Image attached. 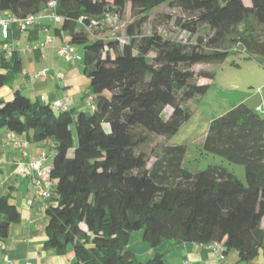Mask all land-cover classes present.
<instances>
[{"label": "trees", "instance_id": "trees-1", "mask_svg": "<svg viewBox=\"0 0 264 264\" xmlns=\"http://www.w3.org/2000/svg\"><path fill=\"white\" fill-rule=\"evenodd\" d=\"M52 1L61 20L54 34L81 55L91 106L74 116L20 91L0 98V129L53 144L44 247L64 251L69 264H135L128 244L139 232L151 249L165 241L219 244L224 256L235 251L247 263L261 252L264 262V119L258 112L237 105L210 122L202 143L204 154L242 165L245 183L223 166L189 172L185 146L163 144L149 168L147 156L136 153L148 135L173 136L190 117L186 105L207 93L215 73H195V65L222 64L238 52L264 61V0H0V17L41 15ZM163 6L169 12L162 18L188 39L141 34L149 14ZM127 13L133 19L127 41L99 36L107 15ZM17 47L9 57L0 52V89L21 72ZM19 219L10 196H0V242ZM139 264L165 262L155 253Z\"/></svg>", "mask_w": 264, "mask_h": 264}, {"label": "crops", "instance_id": "crops-1", "mask_svg": "<svg viewBox=\"0 0 264 264\" xmlns=\"http://www.w3.org/2000/svg\"><path fill=\"white\" fill-rule=\"evenodd\" d=\"M58 26L60 24L45 17L27 33H18L14 27L10 28L9 40L15 41L23 34L21 39H25V45L22 47L17 42L21 72L13 75L10 87L0 89V98L11 100L14 92L20 91L32 102L52 107L55 102H62L74 116L86 108V100L90 97L89 88L80 65L65 62L57 53V49L65 44L51 32V29L54 31ZM48 35L54 38L52 44L40 50L28 51L29 46L41 43ZM0 43L1 52L5 43L2 33ZM39 73L43 75L32 77ZM55 74H61L63 79L56 80ZM257 108L262 112L258 105L253 110ZM54 111L62 112L55 108ZM53 152L51 142H31L26 134L18 135L5 128L0 129V196H10L20 212L19 221L11 225L9 236L0 242V264H69L64 251L44 247L47 223L45 211L50 201L38 197L33 192L29 177L20 173L22 167H28L42 153L46 154L42 165L50 167ZM261 227L264 229V218ZM139 237L136 236L135 240L138 241ZM155 253L162 254L165 264H264L261 252L256 259L245 263L239 261L235 251H229L224 260L220 261L209 246L176 241H165L155 249H147L143 254L152 258Z\"/></svg>", "mask_w": 264, "mask_h": 264}, {"label": "rangeland", "instance_id": "rangeland-1", "mask_svg": "<svg viewBox=\"0 0 264 264\" xmlns=\"http://www.w3.org/2000/svg\"><path fill=\"white\" fill-rule=\"evenodd\" d=\"M245 2L249 4L248 0H245ZM167 12L169 11L166 6L151 12L149 14V22L142 28L141 34L149 35L153 31H157L166 38L188 39V35L179 32L175 28L173 21H166L162 18ZM172 14L175 17L182 16L178 11H174ZM132 22L133 19L128 13L121 19L114 15H107L99 36L119 38L121 43H123L127 41L126 27ZM51 32L54 33L52 29ZM22 35L14 42H18L23 47L25 39H21ZM7 43H11V41L9 40ZM1 47L0 43V50ZM232 61L236 65H231ZM206 69L215 73V79L203 97L198 100H192L186 105L190 113L189 119L173 136L165 140L161 137L148 135V142L140 146L136 153H144L147 156V167L149 168L154 161L155 154L159 152L163 144L165 146H185L187 150L183 167L189 172L203 171L209 166H223L245 183V171L242 165L230 163L219 156L204 154L202 143L210 122L239 104H244L251 109L256 105L260 106L262 112L259 115L264 119V61L258 59L245 60L244 56L238 52L231 55L222 64L202 63L195 65L191 70L197 73ZM9 85L6 87H10ZM86 85L88 86V81ZM170 112V109H166L164 116L168 117ZM71 129L74 145H76L77 138L74 126ZM139 234V232H133L128 244L129 250L134 254L135 264L144 263L150 259V257H145L143 254L147 249H150L148 248L150 246L142 241ZM136 236L139 237L138 241L135 240Z\"/></svg>", "mask_w": 264, "mask_h": 264}, {"label": "built area", "instance_id": "built-area-1", "mask_svg": "<svg viewBox=\"0 0 264 264\" xmlns=\"http://www.w3.org/2000/svg\"><path fill=\"white\" fill-rule=\"evenodd\" d=\"M55 2L52 1L49 3V10L47 11L46 15H30L25 18H16L13 16H6L4 18L0 17V33H2L3 39L8 38V32L11 27H15L19 32L23 33L26 32L30 27L34 25H38L41 23L43 18H48L50 21L54 22L55 24H60L61 20L57 17L52 11L54 9ZM54 38L52 36H46L45 39L38 44L33 46H29L27 49L28 51L32 50H40L45 48L46 46L52 44ZM18 46V43H7L3 45V50L6 52V56L9 57L11 54V50L14 46ZM58 55L65 60V62L76 65L81 62V55L76 51V49L69 45L64 44L62 47L57 49ZM43 74H34L32 75L33 78L41 76ZM54 78L56 80H62L63 76L61 74H55ZM92 104V97H88L86 100V105L91 106ZM53 108L59 109L62 112L67 111V107L63 105L62 102H55ZM256 112H260V108L255 109ZM46 158V154L42 153L38 159L31 162L28 167H22L20 173L24 176L29 177L33 192L40 198L50 200L53 195V185L54 180L50 177V167L43 166L42 161ZM210 249L217 255L220 261L224 260V255L222 254L223 247L219 244H212L209 246ZM24 264H32L30 262H26Z\"/></svg>", "mask_w": 264, "mask_h": 264}]
</instances>
